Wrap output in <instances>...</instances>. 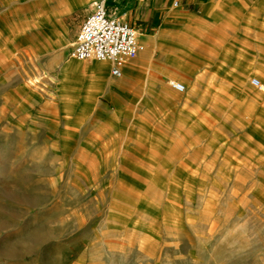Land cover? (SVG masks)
<instances>
[{
	"label": "rangeland",
	"instance_id": "374dc122",
	"mask_svg": "<svg viewBox=\"0 0 264 264\" xmlns=\"http://www.w3.org/2000/svg\"><path fill=\"white\" fill-rule=\"evenodd\" d=\"M52 6L0 0V264H264V125L254 100L264 107V81H211L209 65L190 59L194 79L169 77L177 71L164 57L186 58L177 40L155 50L131 103L82 107L81 85L100 90L86 72L101 63L70 57L75 40L47 16ZM200 26L206 48L195 54L208 62L209 25ZM70 66L78 91L59 97ZM188 90L201 96L184 107Z\"/></svg>",
	"mask_w": 264,
	"mask_h": 264
},
{
	"label": "crops",
	"instance_id": "0c3cea01",
	"mask_svg": "<svg viewBox=\"0 0 264 264\" xmlns=\"http://www.w3.org/2000/svg\"><path fill=\"white\" fill-rule=\"evenodd\" d=\"M97 1L100 0H52L53 6L47 16L60 18L62 26L66 29L68 40L74 41L84 20L93 10V6ZM102 1H104L106 11L111 17L121 23L131 25L137 30L138 43L145 50L139 52L135 59L124 65L120 78H114L111 75L112 66L109 62L104 64L105 73L87 71L89 81L95 82L100 90L96 92L89 89L85 90L84 85H81L82 90L78 98L81 99L80 104L82 107L90 106L94 99H104L105 97L113 98L117 104L127 105L131 103L137 91V83L142 81L141 71L148 70L149 67L154 65L152 62L155 60V50L167 47L171 49L172 44L177 40L184 43L180 45L186 51L184 54L186 60L178 61L171 58V54L164 57L161 63H165L170 70L177 71L168 72L163 69L169 77L182 75L189 76L188 79H194L198 70L191 67L192 64L187 61V59H190L200 65H209L208 70L211 81L241 84L257 77L264 81V0ZM175 3H177L176 7L174 6ZM73 17L78 19L77 24L69 27ZM202 22H208L209 25L208 49L210 54L208 62L195 54L196 51H202L206 48L203 44L199 46L195 36L203 35L200 26ZM43 25L49 28V31L55 30V26L50 19L46 20ZM189 54H192L193 57L188 56ZM91 62L89 61L87 66ZM66 64L67 62L64 66ZM76 67H68L59 77V97L64 91H69V93L78 91L77 86L74 84L77 82L74 77L76 76L74 74ZM122 78L129 83V90H123L121 83L114 82V80ZM158 84L164 87L163 81H158ZM249 86L251 89H255L250 85V82ZM255 90L257 93L263 92ZM186 92L188 94L180 99L184 103V107L188 98L201 96L196 95L191 90ZM246 92L251 93L249 90ZM217 93L215 91L212 96H216ZM227 94L230 97L239 95L234 90L228 91ZM254 97V100H258V124L264 125L263 103L255 95ZM191 106L195 108L196 103ZM97 107L98 109L94 113L100 115L103 108L100 105H97ZM185 112L188 116L191 115L190 109ZM73 113H77V111L74 110Z\"/></svg>",
	"mask_w": 264,
	"mask_h": 264
},
{
	"label": "built area",
	"instance_id": "2783aa9c",
	"mask_svg": "<svg viewBox=\"0 0 264 264\" xmlns=\"http://www.w3.org/2000/svg\"><path fill=\"white\" fill-rule=\"evenodd\" d=\"M177 6V3L174 4ZM140 51L138 32L131 25L121 23L111 17L104 1L98 4L84 20L74 43L70 57L80 62H109L111 75L114 78L122 76L124 65L137 57ZM169 87L177 93H183V84L171 81ZM252 86L262 91L257 80L252 81Z\"/></svg>",
	"mask_w": 264,
	"mask_h": 264
},
{
	"label": "bare ground",
	"instance_id": "6f19581e",
	"mask_svg": "<svg viewBox=\"0 0 264 264\" xmlns=\"http://www.w3.org/2000/svg\"><path fill=\"white\" fill-rule=\"evenodd\" d=\"M103 1H98V2H96L95 4H94V6H93V10L95 9V7L98 5V4H101ZM155 41V40H154ZM156 42V41H155ZM142 50H145L144 48L142 49V46L140 45V53H141V51ZM150 54V53H149ZM91 62V61H90ZM99 63H101V64H96V65H93L92 67H93V70L95 71V72H97V73H105V70H104V64H106L107 62H99Z\"/></svg>",
	"mask_w": 264,
	"mask_h": 264
}]
</instances>
